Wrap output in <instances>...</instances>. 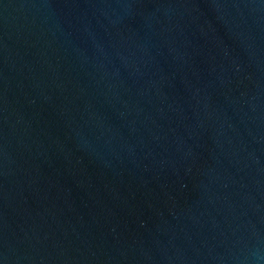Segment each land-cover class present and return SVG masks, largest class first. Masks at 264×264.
Returning <instances> with one entry per match:
<instances>
[{"label": "water", "instance_id": "water-1", "mask_svg": "<svg viewBox=\"0 0 264 264\" xmlns=\"http://www.w3.org/2000/svg\"><path fill=\"white\" fill-rule=\"evenodd\" d=\"M0 264H264V0H0Z\"/></svg>", "mask_w": 264, "mask_h": 264}]
</instances>
